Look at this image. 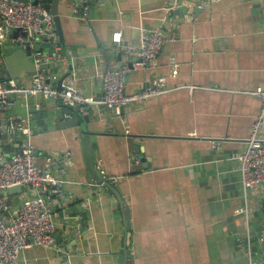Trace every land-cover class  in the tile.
Listing matches in <instances>:
<instances>
[{"label": "crops", "instance_id": "1", "mask_svg": "<svg viewBox=\"0 0 264 264\" xmlns=\"http://www.w3.org/2000/svg\"><path fill=\"white\" fill-rule=\"evenodd\" d=\"M85 1L56 0L61 47L41 66L46 81L61 89L73 80L80 93L99 97L102 75L137 58L125 46L140 44L142 28H157L173 39L128 73L125 92L160 77L166 92L122 106L120 114L62 104L80 119L63 128L60 105L42 95H8L14 103L1 106L0 122L19 124L30 113L34 164L63 181L67 199L59 204L51 196L55 245L30 244L14 264H120L126 217L91 177L85 138L97 172L116 183L129 207L127 264H264V201L259 190L243 191L235 159L260 111L252 92L264 86V0H90L81 12ZM12 32L0 39V58L21 47ZM24 48L0 62V82L9 75L19 86L32 84L36 51ZM40 48L54 51L52 43ZM18 148L17 137L0 139L2 152ZM1 194L8 214L37 196L29 187ZM73 206L84 208L87 223Z\"/></svg>", "mask_w": 264, "mask_h": 264}, {"label": "built area", "instance_id": "2", "mask_svg": "<svg viewBox=\"0 0 264 264\" xmlns=\"http://www.w3.org/2000/svg\"><path fill=\"white\" fill-rule=\"evenodd\" d=\"M17 28L24 30L26 37H13L16 42L23 46H32L36 42L46 40L52 43L54 54H34L35 71L31 76L30 86H19L14 79L0 82V109L3 104L14 103L13 100L7 99L8 95L18 93L25 96L42 95L58 105L106 106L115 114H120L122 106L166 92L163 77L133 94L125 92L128 73L156 59L164 44L173 39L162 30L142 28L140 44L137 47L125 46L127 52L134 53L137 57L135 61L131 65L107 70L102 75V93L99 97H94L80 93L73 80H68L61 89L46 81L41 66L49 58H55L61 46L54 28L53 16L43 5L36 6L23 0H0V39L9 36L10 32ZM112 40L120 44L121 32H114ZM252 93L261 101L260 111L252 123L244 150L235 159L239 163L243 191L247 194L249 190H259L264 201V86L256 87ZM29 116L30 113H27L19 124L0 122V134L19 139L18 150L0 163V264L16 263L21 250L30 244L53 247L56 243L57 212L53 208L51 196L62 193L63 181L57 179L47 168L34 164L35 147L32 138L35 132L29 125ZM3 157V152L0 151V162ZM14 186L34 189L37 196L26 199L13 213L8 214L9 205L1 193ZM260 239L264 241V229Z\"/></svg>", "mask_w": 264, "mask_h": 264}, {"label": "water", "instance_id": "3", "mask_svg": "<svg viewBox=\"0 0 264 264\" xmlns=\"http://www.w3.org/2000/svg\"><path fill=\"white\" fill-rule=\"evenodd\" d=\"M23 1H25V2L30 1V2H32V4H34L36 6L39 5V4L43 5L45 7V9L53 16L54 21H55V26H56L57 30L60 31V19H59L58 13H57V7L55 6L56 0H23ZM89 3H90V0H86L83 3L82 7L80 8V11L83 12L84 7L87 4H89ZM50 4H52L53 7H50ZM12 35H13L14 38L18 37V36H21V37L25 38L26 37V32L24 30L20 29V28H17L15 30H13ZM60 35H61V33H60ZM41 44L43 46H44V44H45V46H50V42L49 41H46L44 44L43 43L38 44L36 42V43H34L32 45V48L34 49V51H36L38 53H41V48H40ZM30 47L31 46H29V45H27V46L21 45V47H19V48L12 49L9 53H5L6 57H1L0 58V62L1 63L5 62V63L8 64V61H7L8 59L7 58H9L11 56V54H18L19 50H21L22 48H24L25 51L31 53ZM52 48H53V45H52ZM0 54H1V49H0ZM41 54L47 56V55L54 54V52L53 51L44 52V53H41ZM0 70L3 73H5V68L3 66L0 67ZM8 76L4 75V79H2V80H7L9 78ZM65 77H67V75ZM11 96L13 97V95H11ZM59 105H60L59 108L55 110L56 118L60 119V121H61L60 123H58V126L60 128H63V127L71 126V125H77L78 122L80 121L79 116L77 115V113L74 112L73 110H71L70 108L63 107L62 104H59ZM64 112L68 113L69 115L71 114V118L68 119L67 121H64L62 119ZM7 138H10V136L7 135V134H0V139L1 140L4 141ZM85 142H86V144L89 147L88 149H86L85 163H86V165H87V167H88V169L90 171L91 177H93L98 184H102L103 186L107 187L115 195V197L117 198V200H118V202L120 204V207L124 211V216L126 218H125L124 238H123V243H122L123 246H122L121 255H120V264H127V253H128V246H129V243H130V236H131L130 222H129L130 221L129 207L124 206L123 197L120 194V192L118 190V187L116 186V183L114 181L107 180L105 176H103L99 172H97L95 164L93 163V157H92V153H91V145L89 143V140H87L85 138ZM3 152H5V150H3ZM9 155H10V152L6 151L5 152V157H3V159L1 160L0 163H3ZM20 191H22V187L14 186V187L8 188L5 192H6V194L7 193L11 194V193H18ZM61 195H62L61 193L54 194V196L57 197V200H58L59 204H62L64 200L65 201L67 200L66 198L63 199ZM74 207L75 206H73L71 208V210H73L76 213H78L79 215H81L83 220H84V223H87V220H86L87 219V215L84 213V208L80 207V206H76L75 208Z\"/></svg>", "mask_w": 264, "mask_h": 264}]
</instances>
